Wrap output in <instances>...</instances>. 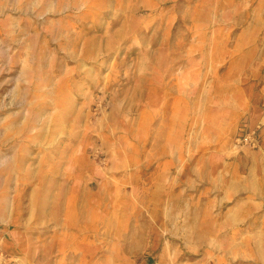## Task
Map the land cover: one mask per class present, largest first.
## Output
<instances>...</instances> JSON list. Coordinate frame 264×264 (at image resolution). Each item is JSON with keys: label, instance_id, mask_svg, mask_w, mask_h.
Returning a JSON list of instances; mask_svg holds the SVG:
<instances>
[{"label": "rangeland", "instance_id": "374dc122", "mask_svg": "<svg viewBox=\"0 0 264 264\" xmlns=\"http://www.w3.org/2000/svg\"><path fill=\"white\" fill-rule=\"evenodd\" d=\"M0 264H264V0H0Z\"/></svg>", "mask_w": 264, "mask_h": 264}]
</instances>
